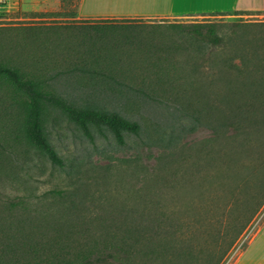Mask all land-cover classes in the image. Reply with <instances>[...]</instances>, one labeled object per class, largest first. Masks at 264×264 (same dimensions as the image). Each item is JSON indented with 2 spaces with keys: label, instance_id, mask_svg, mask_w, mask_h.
I'll return each instance as SVG.
<instances>
[{
  "label": "trees",
  "instance_id": "obj_1",
  "mask_svg": "<svg viewBox=\"0 0 264 264\" xmlns=\"http://www.w3.org/2000/svg\"><path fill=\"white\" fill-rule=\"evenodd\" d=\"M74 16L0 26V187L14 190L0 193V264H133L129 228L96 238L68 217L64 191L34 192L32 167H64L46 130L50 111L91 139L108 130L124 143L142 125L116 109L166 106L179 129H208L230 148L228 165L264 132V21ZM151 238L140 235V254L161 260Z\"/></svg>",
  "mask_w": 264,
  "mask_h": 264
},
{
  "label": "rangeland",
  "instance_id": "obj_2",
  "mask_svg": "<svg viewBox=\"0 0 264 264\" xmlns=\"http://www.w3.org/2000/svg\"><path fill=\"white\" fill-rule=\"evenodd\" d=\"M79 3L13 0L7 5L5 1L0 26L78 17ZM154 20L256 23L264 16L232 11ZM116 110L139 121L141 133L125 134L124 143L108 130L94 132L91 139L60 112H48L46 130L64 167L43 159L42 167H32L34 192L64 191V206L71 208L68 217L78 216L81 226L96 238L113 232L125 237L129 228L133 264H211L225 251L219 264H233L264 223V132L251 150L242 148L228 165L225 159L232 150L208 129L189 133L179 129L182 122L176 121L172 108ZM172 132L178 139L170 146L167 139ZM0 193L7 196L14 190L7 185L0 187ZM147 232L153 236L151 243L147 241L149 250L156 249L161 260L140 254V235ZM166 245L171 247L167 253Z\"/></svg>",
  "mask_w": 264,
  "mask_h": 264
},
{
  "label": "crops",
  "instance_id": "obj_3",
  "mask_svg": "<svg viewBox=\"0 0 264 264\" xmlns=\"http://www.w3.org/2000/svg\"><path fill=\"white\" fill-rule=\"evenodd\" d=\"M3 1L0 7L13 0ZM232 11L264 16V0H80L75 18L176 19ZM233 264H264V223Z\"/></svg>",
  "mask_w": 264,
  "mask_h": 264
}]
</instances>
